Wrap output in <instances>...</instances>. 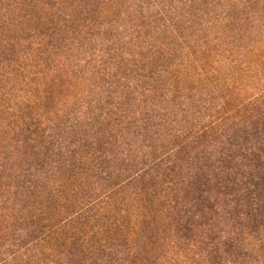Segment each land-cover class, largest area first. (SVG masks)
Segmentation results:
<instances>
[{"label": "trees", "instance_id": "16d2710c", "mask_svg": "<svg viewBox=\"0 0 264 264\" xmlns=\"http://www.w3.org/2000/svg\"><path fill=\"white\" fill-rule=\"evenodd\" d=\"M0 264H264V0H0Z\"/></svg>", "mask_w": 264, "mask_h": 264}]
</instances>
